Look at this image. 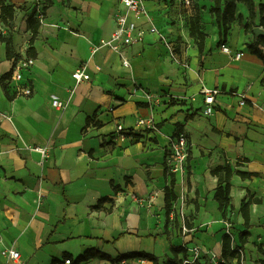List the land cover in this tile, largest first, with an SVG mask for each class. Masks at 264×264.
I'll return each instance as SVG.
<instances>
[{
	"label": "crops",
	"instance_id": "crops-1",
	"mask_svg": "<svg viewBox=\"0 0 264 264\" xmlns=\"http://www.w3.org/2000/svg\"><path fill=\"white\" fill-rule=\"evenodd\" d=\"M11 2L18 8L26 4L27 15L17 11L10 26L13 30L4 25L12 32L19 58L26 57L32 35L27 18L35 3ZM162 2L170 10V0ZM255 2L264 4V0ZM153 3L155 0H147L149 7ZM199 3L202 24L208 29L203 31L209 34L210 30L212 36L206 40L203 54L192 39L191 61L183 70L187 74L184 85L179 84L181 66L168 58V48L156 43L150 32L152 18L138 19L147 32L145 45L140 41L123 47L131 68L124 67L116 51L101 46L102 40L111 37L117 14L124 9L121 0H55L46 11L35 40L36 61L22 83L32 86L33 95L9 100L0 84V264H52L54 259L59 260L57 264H67L65 254L74 261L90 248L115 259L123 253L146 251L165 264L177 260L170 251L171 243L188 249L201 246L198 261L210 264L207 261L214 255L215 260L222 257L225 232L233 233L235 245L240 243L239 231L245 229L240 212L243 200L249 195L264 199V66L247 46L257 39L253 28L260 25V14L247 30L250 10L244 3L237 4L236 19L223 43L233 54L244 52L237 60L218 45L220 29L211 13L214 0ZM167 60L175 65L177 81L169 66H163ZM13 64L1 42L0 78ZM81 68L91 79L78 83L73 73ZM205 88L219 90L212 115L203 114ZM9 92L15 93L10 85ZM165 92L180 101L170 104ZM54 99L66 103V108L55 107ZM243 99L245 104H241ZM197 109L195 117L187 121V114ZM95 113L94 120H101L103 127L87 125V117ZM140 119H153L154 125L168 122L148 133L144 130L154 126L141 127ZM178 123L184 125L192 158L186 162L187 174H176L178 198L172 209L184 221L188 218L194 232L183 238L171 234L169 240L164 233L165 187L170 183L165 177V161L168 163L167 147ZM119 124L143 136L122 139L117 134ZM161 132L166 134L165 141ZM151 138L156 140L151 143ZM35 146H46L48 154L33 150ZM239 161L243 165L237 168L259 175L252 179L233 175L230 196L235 209L228 215L230 223L223 219L214 197L218 177L211 170ZM103 197L110 199L96 209ZM250 231L241 254L261 264L264 202L251 206ZM122 233L125 235L120 237ZM13 247L21 254L19 260L3 256L4 250ZM82 264L112 263L92 258ZM119 264L153 262L135 258Z\"/></svg>",
	"mask_w": 264,
	"mask_h": 264
},
{
	"label": "trees",
	"instance_id": "trees-1",
	"mask_svg": "<svg viewBox=\"0 0 264 264\" xmlns=\"http://www.w3.org/2000/svg\"><path fill=\"white\" fill-rule=\"evenodd\" d=\"M215 4L211 8V13L216 17V21L219 25L220 29V39L218 41V45L222 46L225 39L227 38L228 31L232 22L236 19V9L237 4L239 2L244 3L250 10L251 13V23L246 25L247 30L252 29L253 25H255V21L257 19L258 13L260 14V25L264 28V4L261 3L257 5L255 0H214ZM43 5V14L42 17H38V8L37 5H34L32 12L28 15L27 23L28 28L31 31L32 35L30 38V48L28 50L29 57H37V51L35 48V40L39 34L40 28L42 26V19L46 15V11L54 4L53 0H44ZM204 8V7H203ZM17 13V6L15 3L10 0H0V24L10 26V24L15 20ZM202 16L201 9L197 7L196 13L191 17V25H190V36L195 40L199 52L201 54L204 53L206 39L208 34L203 31L201 27ZM0 42L6 45V56L9 60L16 61L19 59V55L15 52L13 38L12 36H6L0 29ZM248 49L254 55H257L263 62L264 66V35H260L256 40L248 43ZM13 73V68L3 74L0 78V84L5 91L9 100H13L17 97V93L10 94L9 92V83L7 84V80L11 78ZM262 83L264 85V76L262 78ZM223 112H226L225 109L217 108ZM198 109L193 112L187 114L186 120L193 119L195 115L198 113ZM97 117L96 113L93 117H87V125L93 124L97 127H103L104 123L101 120H94ZM168 120H164L160 123L155 124L153 128L145 129L144 131L151 133L155 129H160L166 125ZM184 125L181 123L177 124V130L174 134V137L179 135V133L184 132ZM127 136H134L136 138H141L143 135L141 133H135L134 129H129L126 131ZM192 158L191 151V143L189 141V155L188 160ZM248 162V159L243 160ZM242 162H238L235 166H233L230 162H226L223 165H218L212 168L211 173L213 176L218 177V185L215 189L214 197L219 202V208L222 213V217L224 220L230 222L229 213H232L235 209L232 199H231V187H232V177L234 174L239 175L242 179H252L255 176H258V172L254 171H244L237 167H240ZM165 177L168 181H170L169 185L165 187V209H166V225H165V234L168 236V239L171 240V233L169 231V223L171 221V211L173 207V202L177 200V195L175 193V186L177 183L176 173H169V166L167 161H165ZM112 185L116 191H119V186L115 185L112 182ZM109 197H103L100 199L99 203L95 206L96 209H102L103 203L108 201ZM264 202L263 198H258L253 195L247 196L240 208V212L245 220L244 226L245 229L239 231V244L235 245L236 239L232 232H225L223 234V244H222V257L223 261H220L219 264H233L230 259L237 258L238 264H241V253L239 249H243L245 244L248 242L249 237L251 236V206L253 204H261ZM185 224L190 229L192 228V224L188 221V218L185 219ZM62 222V221H61ZM60 223V222H59ZM125 233L120 234L124 236ZM170 251L174 255L175 259H170L165 264H203L200 261L196 260L193 262H186L188 258V248L185 245H174L171 243ZM260 251L264 254V248H260ZM180 254L183 257H180ZM66 258L71 259L72 264H82L85 261H89L92 258H99L110 261L112 264H119L129 259L142 258L148 259L153 262V264H160L159 259L154 254L148 253L146 251H131L127 253L120 254L116 259L111 257L109 254L99 250L98 248H90L85 251L84 254L78 256L74 261L71 258L70 254H65ZM58 259H54L52 264H57ZM261 264H264V259L260 260Z\"/></svg>",
	"mask_w": 264,
	"mask_h": 264
},
{
	"label": "built area",
	"instance_id": "built-area-1",
	"mask_svg": "<svg viewBox=\"0 0 264 264\" xmlns=\"http://www.w3.org/2000/svg\"><path fill=\"white\" fill-rule=\"evenodd\" d=\"M37 1L40 6H43L44 0H33L35 3ZM122 4L124 9L117 14L116 18V26L108 40H102L101 46H109L111 49L116 51L123 60V65L126 68H131V62L126 56V52L123 47L131 46L137 44L138 42L145 39L147 32L141 28L138 19L140 17H147L150 20L151 16L147 9V0H122ZM134 15V19H133ZM155 26L152 27L151 32L154 33ZM223 52L227 54H231L235 59L239 60L243 57L244 52H237L233 54L226 44L221 46ZM34 57H20L16 61L13 60V73L11 79L9 80V85L19 96H32L33 88L30 84L23 85V80L25 73L30 71L35 64ZM73 77L76 79L78 83L84 80H90L91 76L86 72L84 68L78 69L73 73ZM219 90L217 89H204V94L206 95L205 101L206 105L203 109V114L212 115L215 112L214 103L216 101V95ZM241 104H245V100H241ZM53 105L60 109L66 108V103L60 101V99H54ZM153 123V119L145 120L140 119L138 121V125L141 127L150 126ZM127 129L124 125L119 124L117 127V134L120 138L124 139L128 136L126 135ZM33 150L39 151L43 156L48 154V148L46 146H35L32 148ZM171 149H172V159L171 165L172 171H183L186 168V161L189 155V140L187 135L184 132L179 133V135L175 136L171 141ZM133 197L137 198V196L133 195ZM138 199V198H137ZM185 230L190 231L185 227ZM230 232V231H229ZM240 253H241V249ZM202 248L199 245H195L191 248L190 256H188L186 262H193L198 260L201 257ZM3 256L12 260H19L21 258L20 252L15 248H9L3 251ZM214 264L218 261L216 259V255H214ZM65 262L67 264H72L71 259H66ZM220 262L218 261L219 264Z\"/></svg>",
	"mask_w": 264,
	"mask_h": 264
},
{
	"label": "rangeland",
	"instance_id": "rangeland-1",
	"mask_svg": "<svg viewBox=\"0 0 264 264\" xmlns=\"http://www.w3.org/2000/svg\"><path fill=\"white\" fill-rule=\"evenodd\" d=\"M15 1L19 4L22 0H15ZM199 1L201 0H170V2H168L170 5L169 6L170 10L168 11L166 10L167 8L163 4L162 0H155V3H153L151 7H149L146 4L148 12L154 22V26H155L154 36H155L156 43H160L166 46L168 48V53H167L168 58H171L174 64L176 65L179 64L182 68V69L179 68V72H180L179 84H183V80L187 81V74L184 73L183 70L188 69L190 61H191L190 60L191 57L188 55V50L190 49L191 41H193L192 40L193 38L190 36L191 17L193 14L196 13L197 7H199L200 9L202 8ZM53 2L55 3V0H53ZM44 4L45 3H43V5ZM35 5H37V8H38L37 9L38 17H42L43 6H40L37 1H35ZM16 6H17V11L20 12L21 14H24V17H25L27 15L26 4L24 3L20 4L19 8H18V5ZM201 27L202 29L204 28V30H208V29H205L207 27L203 26L202 23H201ZM0 29L6 36H12L11 30H13V28L10 30L9 28H6V26H4L3 24H0ZM211 36L212 34H211V31L209 30L208 37H211ZM208 37L206 40H208ZM145 40L146 39L142 40L141 42L144 44ZM150 43H153V42H150ZM163 66L164 67L169 66L170 74L177 81L178 74L175 69V65H172V63L167 60L166 64ZM165 95L168 96V100L170 104L172 105L176 104L177 101H180L175 95L173 96L169 92H165ZM152 126H155V125L152 123ZM168 130L169 129L166 128L165 132H168ZM165 135L166 134L163 132L160 133L161 140L165 141ZM173 138L174 136H172L170 140V146H169L170 148L167 147V160H168V166H169V173L173 172L172 171L173 166L171 165V159H172L171 141ZM155 140H156L155 138H151V141H152L151 143H153V141ZM187 171H188V168H185L183 171H177L175 173L176 174L180 173V176L181 174L185 176L187 174ZM171 214H172L171 221L169 223L168 228H169L170 233L172 234V237L177 236V237L183 238L186 236V234L194 232V230L192 229L190 231L185 230L184 226L187 227L185 224V221L182 216L179 217V214L177 213V211L176 213H173V209H172ZM231 222H232V219H230V223ZM187 228L190 229L189 227ZM190 251H191V248L188 249V252ZM188 256H190V253ZM221 259L222 257L219 258L218 261L220 262L223 260ZM198 260H200V258H198ZM218 261L216 263H218ZM230 261L232 263L234 261L235 264H238V261L236 259L231 258ZM207 262H211L210 264H214L213 257L211 258V260L209 259ZM241 264H260V263L258 260L256 261L247 260V258L243 257L241 254Z\"/></svg>",
	"mask_w": 264,
	"mask_h": 264
},
{
	"label": "water",
	"instance_id": "water-1",
	"mask_svg": "<svg viewBox=\"0 0 264 264\" xmlns=\"http://www.w3.org/2000/svg\"><path fill=\"white\" fill-rule=\"evenodd\" d=\"M255 36L258 38L260 35H264V28L262 26H255L253 28Z\"/></svg>",
	"mask_w": 264,
	"mask_h": 264
}]
</instances>
